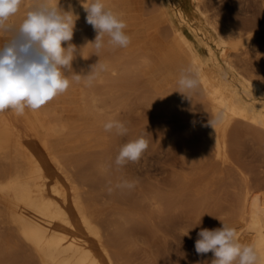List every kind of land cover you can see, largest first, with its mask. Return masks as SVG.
Listing matches in <instances>:
<instances>
[{
    "label": "bare ground",
    "instance_id": "bare-ground-1",
    "mask_svg": "<svg viewBox=\"0 0 264 264\" xmlns=\"http://www.w3.org/2000/svg\"><path fill=\"white\" fill-rule=\"evenodd\" d=\"M207 1L167 0L174 19L188 31L169 26L167 34L187 64L200 68V87L189 98L177 91L178 78H166L162 88L151 85L145 70L152 61L141 46H106L99 57L91 45L84 47L96 32L79 1L71 43L83 47V57L76 56L72 71L87 74L99 60L108 68L91 87L73 83L38 111L0 113V264H138L135 240L147 245L164 239L167 248L165 229L188 230L186 221H175L177 212H204L229 198L227 224L237 229L241 243L256 247L264 264V177L255 174L241 149L244 135L264 149V7L258 12L263 13L260 29L249 34L255 17L248 25L239 23L237 31L227 19L211 16ZM32 4L24 0L10 22L19 24ZM5 39L0 34L1 45ZM78 91L101 128L77 117L72 103ZM135 103L137 110L150 109L161 124L175 123L161 127L162 136L184 130L172 139L180 162L172 173L162 170L171 178L141 186L138 197L115 187L117 176L104 159L109 148L103 129L121 109L127 111L126 127L132 125L130 104ZM132 131L131 140L138 138ZM56 143L81 151L51 153ZM88 147L97 152L82 150Z\"/></svg>",
    "mask_w": 264,
    "mask_h": 264
},
{
    "label": "clouds",
    "instance_id": "clouds-1",
    "mask_svg": "<svg viewBox=\"0 0 264 264\" xmlns=\"http://www.w3.org/2000/svg\"><path fill=\"white\" fill-rule=\"evenodd\" d=\"M23 3L24 0H0V34L6 37L0 45V113L11 111L16 116L40 110L65 94L73 83L91 87L108 68L99 60L87 74L72 71V62L77 55L82 56L83 48L70 43L78 16L64 11L58 0H33L19 24L11 23ZM82 6L87 13L86 22L96 32L94 41L84 47L91 45L99 57L106 46L113 49L129 46L131 37L121 13L107 8L103 0H82ZM177 85V91L189 98L200 87V68L196 64L181 68ZM103 129L117 136L128 134L125 123L115 118L107 120ZM148 147L144 136L123 144L114 160L116 169L130 162L138 163ZM136 183L122 179L115 187L131 190ZM218 219L222 227L198 232L194 245L197 254L211 252L212 264H259L261 257L256 247L241 243L237 229Z\"/></svg>",
    "mask_w": 264,
    "mask_h": 264
},
{
    "label": "rangeland",
    "instance_id": "rangeland-1",
    "mask_svg": "<svg viewBox=\"0 0 264 264\" xmlns=\"http://www.w3.org/2000/svg\"><path fill=\"white\" fill-rule=\"evenodd\" d=\"M108 1L111 7L116 12H119L123 15V18L125 19L128 25L126 32L131 37V43L129 45L133 43H138L140 41L143 42L142 44L144 45V52L152 59L151 65L148 69V78L152 84H156L157 82L160 81V72L163 69V67L166 66L167 64L175 63V61H177L178 59H181L180 54L177 53L178 50L173 43L171 33L169 32L170 34H167L168 31H170L171 27H175L176 29L183 28L184 32H188L186 27L183 26V24H180L178 20L174 19L173 14H172V9L168 5L167 0H108ZM206 3L211 4L210 5L211 7L207 5L208 9L212 8L211 10H209V14L211 16H214V17L216 16V18L221 21H226L227 19L226 22L232 25L234 29L236 28H238V30L240 29L239 23L241 25L242 24L248 25V22L250 23L254 21V17H255L254 26L256 25L257 27V24H258V27L257 28L256 27L252 28L250 26L249 27L245 26V27H247V31H250L249 29L251 28V31L249 32V34L255 33L256 30L260 29L259 27L261 26L260 24L261 21L259 23V20L262 19V17L260 16H262L263 13L261 14L259 13L263 12L264 0H250V1L249 0H232V1L231 0H211V2L209 0ZM220 5L222 6L220 7ZM154 7H155V10L157 9L158 10L157 11L153 10ZM216 13L218 14L223 13V14L219 16ZM232 21L233 23L231 24ZM260 35L264 37V35H262L261 33ZM167 37H170V38H167ZM64 46L66 47L67 44H65ZM96 63H98V61ZM96 63L92 62L93 65ZM261 74L264 75V72ZM75 97L76 98H74L73 100L72 107L77 113V117L79 118L83 116L84 119L86 118L87 120H91V121L95 120L94 118H96V116L94 115V113L91 112L90 107L86 103V100L84 99L83 94L80 91H78V95ZM137 106L138 105L136 103L130 104V108H132L133 111H135V113L132 115L133 117L132 125L128 126L127 135L117 136L114 133H109V132L104 131L105 136H106L105 146L109 148L108 150H106L107 154L106 153L104 154V159L106 160L107 165L109 167L111 165L110 167L111 172L113 175L117 176L116 179L118 180V182H120L122 179H127L129 181H137L135 187L131 190L129 189L128 190L133 195L138 197L140 195V191L142 190L141 186L148 185V184L150 185L151 182L158 183V182H161V180L165 181L167 177L171 178L170 174H166L165 172H162V170L164 171V169H166L172 173V170H173L171 169L172 166H177V164L180 162L181 156L179 155L178 148L176 144H174V140L172 139L174 135L183 133L184 130L180 129L181 127L176 128L177 130L175 129L171 134H169V136H164V135L162 136V134H160L161 133L160 128L163 126L173 127L175 126V123H166V124L162 123L161 124L159 120L153 119V115L150 109H148L147 107H143L141 108V110H137L136 109ZM119 113L117 114L118 120L123 122L125 118L127 119L126 110L121 109ZM121 118H124V119H121ZM93 123H94L93 128H97V127L101 128L100 126L101 124H98V122L96 123L93 121ZM131 131L134 134L137 133V136L139 137L144 136V138L147 139L148 141L149 147L143 154L142 159H140V161L138 162L139 165H137V163L130 162L127 165H125V167L117 170L114 165L115 157L118 154L120 147L132 139L129 136L130 135L129 132ZM66 133L67 132L65 131L64 136H66ZM244 136L242 137L243 139L241 140L242 141L241 149L243 152H245L244 153L245 156H247L246 157L247 162L253 165L255 174L257 173L256 175H258L259 177L262 176L263 178L264 177V172H263L264 171V164H263L264 154L262 155V153H264L263 152L264 149L261 146L259 148V145L256 143V141H254L248 135H244ZM86 142L88 143V141ZM72 148L73 147L71 144L69 145L67 144L65 145V147L64 146L58 147V143H56L52 145L51 153H57L59 151L61 152H73V151L80 152L81 151V149L71 150ZM258 148H259V153H257ZM82 150H87V152L91 151L92 153L97 152V150L90 148V147H88L87 149L82 148ZM174 151L176 152V154ZM178 155L180 156V158ZM141 168L144 169L142 170V173L145 171V174L143 173V175L140 174ZM255 168L256 169L258 168L259 170L260 169L261 170L259 171V170H256ZM175 170L179 171L178 168ZM162 173H165V175ZM118 174H120L119 177H118ZM229 199L226 201L224 200L223 203L221 202L218 205L212 204L209 209H204V212H202L203 210H201L202 213L200 212V210H198L199 212L198 211L196 212L197 209H193L190 212L191 214L185 213L183 211L177 212V214L175 215L177 217V218L175 217V221L177 222L186 221L188 224L187 228L188 229L191 228V229L189 230L188 235H184L185 232H183L182 230L178 231L175 228L170 229V230L165 229L162 235L164 237L169 236V237H166L170 241L169 245H167L168 249L165 247L164 239H160L161 241L158 240L157 242L156 241L154 242V240H151V242H148L149 244L151 243L150 245L148 243L147 245H145V243H142V242L140 243L139 240H135L134 242V246H135L134 254L135 255L134 256L138 258L137 263L138 264H143V263L144 264H176V263L178 264H212V260L214 259L213 254L211 252L206 253V254H197V252L195 251V247H194L195 241L198 239L197 234L201 229L206 228V229L212 230L213 227L214 229L222 227V223H220L221 221L218 218L222 219L225 223H229L227 222V220L228 221L230 220L231 214H232V207H231L232 204ZM221 208L223 209V211ZM195 213H197V215ZM230 222L234 224L235 221L233 222L230 221ZM169 232L171 233L170 235H168ZM172 232L174 234H172ZM171 235H174V237H172ZM165 248L168 252L165 250ZM158 252L159 254H155Z\"/></svg>",
    "mask_w": 264,
    "mask_h": 264
},
{
    "label": "crops",
    "instance_id": "crops-1",
    "mask_svg": "<svg viewBox=\"0 0 264 264\" xmlns=\"http://www.w3.org/2000/svg\"><path fill=\"white\" fill-rule=\"evenodd\" d=\"M79 1L80 0H58V5L64 11H71L73 13V15L77 16L78 14H80ZM110 7H111V5H110ZM142 43L143 42L140 41L138 43H133V44H131L129 46L132 49H135L137 46H141L143 53L152 61V59L144 52V45ZM0 45H1V41H0ZM177 50H178V48H177ZM177 53L180 54V58L181 59H178L177 61H175V63L167 64L166 66H164L163 69L160 72V81L157 82L156 84H152L151 81L148 78V69H149L150 66L145 70V76L148 79V81L151 83V85H153L154 87L162 88L163 86L166 85V83H165L166 82V78H168V77L171 78V79L172 78H178L180 69L188 66L186 58L183 56V54L179 50H178Z\"/></svg>",
    "mask_w": 264,
    "mask_h": 264
}]
</instances>
